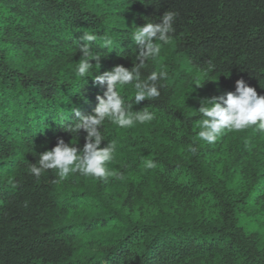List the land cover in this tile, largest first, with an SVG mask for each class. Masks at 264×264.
Wrapping results in <instances>:
<instances>
[{
    "label": "trees",
    "instance_id": "obj_1",
    "mask_svg": "<svg viewBox=\"0 0 264 264\" xmlns=\"http://www.w3.org/2000/svg\"><path fill=\"white\" fill-rule=\"evenodd\" d=\"M149 2L0 0V264H264V132L207 144L197 113L239 79L264 96V0ZM167 10L178 13L174 32L142 76L163 68L168 78L159 98L132 108L155 118L103 125L117 144L111 175H30L58 139L84 146L86 133L64 131L61 114L65 125L75 109L91 114L106 91L77 77L76 40L88 32L115 41L97 46L93 75L131 69V33ZM134 93L121 89L126 103Z\"/></svg>",
    "mask_w": 264,
    "mask_h": 264
},
{
    "label": "clouds",
    "instance_id": "obj_2",
    "mask_svg": "<svg viewBox=\"0 0 264 264\" xmlns=\"http://www.w3.org/2000/svg\"><path fill=\"white\" fill-rule=\"evenodd\" d=\"M148 3L149 0H147ZM153 4V3H151ZM178 16L175 11L167 10L160 17V22H146L143 26L136 27L131 33V41L136 46L135 61L131 69L122 65H116L111 70L102 74L93 75L94 67L99 65L102 56L97 54V46L102 49L112 50L115 41L111 36L105 35L98 40L96 34L83 32L76 40L77 50L81 53V59L76 66L78 78L87 79L93 77L96 84L106 86L103 95L96 97L98 103L89 115H83L77 109L74 114L77 120L65 125V119L61 114L59 123L63 130L75 135L81 130L86 133L85 144L82 148L65 143L58 139L54 148L39 154L37 162L29 166V174L39 178L48 170H56L59 181L68 178L70 174H80L83 177L105 179L111 173L106 165L115 158L117 144L114 140H107L103 134V125L109 122L119 128H130L135 123L145 124L151 122L155 116L146 108L133 111V104L141 101H154L160 97V88L164 85L161 81L168 78V72L161 68L152 70L142 76L150 62H155L161 54V46L169 43V37L174 32V22ZM159 41L160 43H157ZM90 61H96L93 65ZM138 61V63H137ZM132 85L135 89L132 103H126L121 95L124 86ZM125 91L127 89H124ZM197 113L200 117L198 137L200 141L213 144L217 139L229 132H239L250 127L264 132V96L258 95L255 88L250 87L243 79L235 84V91H229L219 97L204 99L200 102ZM101 147L102 142H105ZM195 152L196 148H190ZM147 169L156 167L154 161L145 162Z\"/></svg>",
    "mask_w": 264,
    "mask_h": 264
}]
</instances>
